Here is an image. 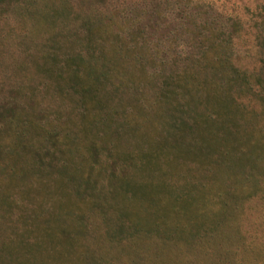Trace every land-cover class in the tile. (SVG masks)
I'll list each match as a JSON object with an SVG mask.
<instances>
[{"label": "rangeland", "instance_id": "obj_1", "mask_svg": "<svg viewBox=\"0 0 264 264\" xmlns=\"http://www.w3.org/2000/svg\"><path fill=\"white\" fill-rule=\"evenodd\" d=\"M263 17L264 0H0V264H264V161L239 153L264 148ZM96 55L105 79H81Z\"/></svg>", "mask_w": 264, "mask_h": 264}, {"label": "trees", "instance_id": "obj_2", "mask_svg": "<svg viewBox=\"0 0 264 264\" xmlns=\"http://www.w3.org/2000/svg\"><path fill=\"white\" fill-rule=\"evenodd\" d=\"M194 26H196V25H194ZM194 26H193V31H192V33L194 34V32H195V30H194ZM260 32H261V34H263V39H264V17H263V21H262V26H261V30H260ZM208 34H209V30H208ZM207 34V38H208V42H209V44L211 45V44H213V39H211V36H209ZM136 36L137 37H142L143 36V32H141V31H138V33L136 34ZM104 42H105V40H104ZM107 47H108V44L106 43L105 44ZM115 46L117 47V48H120L121 47V45H120V43H118V42H116L115 43ZM209 46V45H208ZM206 47H207V45H206ZM103 48V47H102ZM124 48H132V46L130 45V46H124ZM208 48V47H207ZM101 55V52L99 51V56ZM138 58L139 57H142L141 55H139V56H137ZM98 57H97V55L95 56V57H93L92 58V63H91V65H88L87 67H86V69H88V70H86V73L85 74H83V75H81V79H85L86 77H88V78H91L92 79V81H94V82H96V81H100L101 82V80H102V78H103V80L105 79V73L103 72H97L94 68H93V64L95 63L96 64V61L98 60L97 59ZM96 66V65H95ZM94 66V67H95ZM94 69V70H91V69ZM106 68V67H105ZM72 70H74L76 73H78V72H81V74L85 71V69L83 70V68L82 67H76V68H73ZM102 80V81H103ZM90 84L92 83V82H89ZM80 85H81V83H80ZM84 93V92H83ZM86 93H84V95H85ZM94 98H96L97 99V97H94ZM98 100V99H97ZM0 127H2V126H0ZM215 132H218V129L216 128V130H215ZM252 133V132H251ZM254 136H256V135H254ZM246 142H248L247 143V145L245 146V148H242L240 151H239V153H240V157H248V163H250L251 165H254V164H257V163H260V161L261 162H263L264 161V148H263V146H262V144L260 143V140L258 139V138H254V137H252V138H250L249 139V136H248V141L247 140H245ZM247 147H248V149H247ZM25 152H23V151H21V153H28V152H32V150L29 148V146H27V145H25ZM0 150L1 151H3L4 150V147L2 146H0ZM248 150V151H247ZM264 163V162H263ZM251 169V168H250ZM256 175V174H255ZM255 175H253L252 173H248V176L250 177L251 176V179L253 180L252 181V186H254L253 188H252V186H251V191H249V192H251L252 193V191L254 190V188H255V186H257V184H258V182H260L261 181V179H259L258 177H257V175H256V178L255 177H253V176H255ZM89 176L87 177V179H85L84 181H85V183H87V181H88V183H90V180H89ZM240 178V177H239ZM240 182H242V181H240ZM262 182V181H261ZM242 185L241 183H238V185ZM249 187V186H248ZM237 189L239 188V187H236ZM242 190H245L246 191V189H247V187L244 189V188H241ZM15 190H17V194L20 196V192L21 191H19V189H15ZM81 192H78V194H80ZM83 194V193H82ZM84 196V195H83ZM21 198L22 197H19L17 200H16V198H14V197H10L8 200L9 201H12L13 203H15V204H18V200H19V202H21ZM83 199V198H82ZM77 215V214H76ZM77 218H78V220H81V222L83 221V219H85L86 217H85V213L84 212H81L80 211V213L77 215ZM84 223H86V222H84ZM47 235H50L49 233H46ZM51 236V235H50ZM54 241V240H53ZM10 242L11 243H13L11 240H10ZM10 243L9 242H7L6 240L5 241H2V242H0V260L2 259V258H7L8 257V252H7V249H6V246H8Z\"/></svg>", "mask_w": 264, "mask_h": 264}]
</instances>
